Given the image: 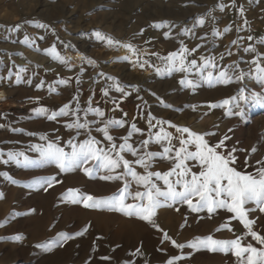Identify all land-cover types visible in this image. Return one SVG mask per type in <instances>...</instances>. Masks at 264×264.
I'll return each mask as SVG.
<instances>
[{
    "label": "rangeland",
    "instance_id": "obj_1",
    "mask_svg": "<svg viewBox=\"0 0 264 264\" xmlns=\"http://www.w3.org/2000/svg\"><path fill=\"white\" fill-rule=\"evenodd\" d=\"M222 4L226 6L223 10L220 9ZM240 8L244 10L243 15ZM198 17H204L205 24L194 27ZM164 21L172 27H151ZM36 23L46 27L37 28ZM17 25H20L19 30ZM225 28L231 30L225 32ZM185 29L190 31L181 34ZM94 31L121 43H131L140 51L133 56L127 49L108 47L92 36ZM166 32L170 33L168 38L164 36ZM214 32L219 35H213ZM25 35L34 41L31 46L20 43ZM249 35L252 41L247 40ZM233 40L238 41V45H233ZM261 41H264V0H235L234 6L233 0H0V151H22L38 162L30 167L0 163V172H6L17 181L12 184L0 176V193L4 196L0 199V224L4 225L0 227V264H166L173 256L183 257L177 264H236V258L230 253L180 250L170 241L161 243L164 232L177 243L184 244L197 236L234 239L244 235L243 226L238 220H229L231 214L225 210H219L209 219L206 212L192 213L186 205L179 206V211L174 207H162L155 216V223L162 230L157 231L146 222L119 212L86 209L80 204L65 202L62 195L68 189H78L82 193L106 197L116 192L121 183L101 180L99 176L104 172L92 177L82 169L61 173L54 163L42 161L40 153L31 146L57 142L70 152L68 140L73 137L78 141L87 139L86 131L81 130L78 135L75 129L65 126L71 122L70 117L50 121L40 114V109L45 108L50 114L59 111L65 103L71 102L74 106L73 97H78L84 108L91 98L94 107L106 112V118L135 122L145 136L148 113L197 133H215L206 137L213 144L228 136L227 146L238 149L235 153L237 169L255 172L256 162L264 160V107L251 101L243 103L244 118L241 119L227 116L228 106L209 109L207 105L230 99L242 87L246 89V96L250 93L264 95V85L250 78L210 85L190 75L188 78L195 79L198 86L189 89L179 83L183 74H157L149 65L163 67L158 56L178 51L183 43L195 49L189 60L194 58L200 62L202 56L214 57L218 69L236 63L247 72V61L254 58L255 53H247L244 49L251 44L264 55ZM53 44L61 55L70 58L67 66L45 54ZM76 52L95 61V66L86 60L77 62L73 58ZM125 56L130 59H123ZM130 61L139 63L134 65ZM144 61L148 63L140 67ZM20 68L26 71L18 73ZM107 77L118 81L129 95L121 96L111 91L109 97H104L102 90L113 83ZM61 79L69 83L62 85ZM41 81L43 87L38 88ZM50 86L56 91L49 92ZM113 98L119 105L115 111ZM161 100L172 107L165 108ZM88 119L94 117L89 115ZM96 127L92 125L91 135L103 142ZM111 134L119 142V137L127 131L116 129ZM41 136L48 140H41ZM141 138L137 134L133 142L138 143ZM253 147L257 151L249 155ZM151 150L157 151L158 146ZM169 166L168 162L160 161L152 170L166 171ZM137 171L143 170L138 168ZM51 177H56L60 183L47 191L36 183ZM249 218L256 220L254 230L264 234V213L257 210L250 213ZM225 223L232 228L231 232L227 229L216 231ZM85 226L87 232L63 247L51 252L35 247L56 238L58 233L75 235ZM18 234L23 237L21 241L9 239ZM245 242L255 245L251 237H246ZM137 249L140 250L138 254Z\"/></svg>",
    "mask_w": 264,
    "mask_h": 264
},
{
    "label": "snow or ice",
    "instance_id": "obj_2",
    "mask_svg": "<svg viewBox=\"0 0 264 264\" xmlns=\"http://www.w3.org/2000/svg\"><path fill=\"white\" fill-rule=\"evenodd\" d=\"M234 4L235 0H233V6ZM225 7L223 4L220 5L221 10ZM239 11L243 15V8H240ZM244 23L247 24V21L245 20ZM204 24L205 18L198 17L195 20L194 27L203 26ZM35 26L41 29L46 27L43 23H36ZM151 27L161 29L171 28L172 25L164 21L154 23ZM19 28L20 25H17L16 29L19 30ZM230 30V28L224 29L225 32ZM189 31V29H185L181 34H187ZM141 34H143V29ZM169 35L170 33H164L165 38H168ZM213 35H219V32H214ZM92 36L97 41L104 42L108 47L127 49L133 56H137L140 51L131 43H121L100 31H94ZM40 39H43V37L41 36ZM247 40L252 41L253 37L249 35ZM20 43L31 46L34 41H30L29 36L25 35ZM261 43L264 44V41H261ZM232 44L238 45V41L233 40ZM65 47L70 46L65 45ZM194 51L195 49H189L181 43L178 51L170 52L167 56H158L163 67L149 66L154 67L157 74L172 72L183 74V78L179 83L189 89L198 86L195 79L188 78L190 75L193 77L198 76L210 85L214 82L228 84L233 80L242 82L245 78H250L264 85V55L258 53L251 44L244 49L247 53H255L254 58L247 61L249 65L247 72L236 63L218 69L214 57L202 56L200 62L194 58L189 60V55ZM45 54L60 64L68 65L70 58L61 55L55 44L46 49ZM228 54L231 55L232 53L229 52ZM80 58L95 66V61L84 56ZM123 59L129 60L130 58L125 56ZM221 59H223V55ZM130 62L134 65L139 63V61ZM147 63V61H144L139 66L144 67V64ZM25 71V68H20L18 73ZM16 79L19 82V74H17ZM107 79L112 80L113 83L102 90L104 97H109L111 91L120 93L121 96L129 95L125 87L115 81L113 77H107ZM76 82L77 84L80 83L79 78ZM68 83L69 80H60L62 85ZM37 87H43V81ZM55 91V88L49 87V92ZM245 91L246 89L242 87L237 95L223 100L219 104H209L207 107L215 109L228 106L227 116L243 119V103L251 101L264 107V95L250 93L246 96ZM73 100L75 101L74 106L71 102L65 103L59 111L50 114L47 109L41 108L40 114L46 116L50 121H54L58 117H70L71 122L65 126L70 130L75 129L78 135L81 130L86 131L88 133L87 139L78 141L76 137H73V139L68 140L67 146L70 147V152H66L65 148L59 146L57 142H48L46 145H32V150L40 153L42 161L54 163L61 173L82 169L86 175L92 177L98 172H104V175L99 176L101 180L120 182L121 187L112 195L106 197L82 193L78 189H68L62 195V200L72 204H80L86 209L119 212L126 217L146 222L156 228L157 231L162 230L156 225L155 216L157 210L162 207H174L176 211H179V206L186 205L192 213L206 212L209 219L219 210H225L231 214L229 220H238L243 226V229L246 230L244 235L236 236L234 239H215L213 235L197 236L184 244L177 243L176 240L168 236L167 232H164L161 243L170 241L174 248L180 250L191 248L197 251L206 249L209 252H220L225 255L230 253L236 258V264H264V234L254 230L256 220L249 218L250 213L257 210L264 213V160L256 162L258 167L255 172L240 171L236 167L238 158L235 153L238 149L227 146L226 140L230 139L228 136L213 144L206 137L215 135V133H197L188 127L174 124L170 120L157 119L151 113L147 115L148 131L145 136L144 130L139 128L135 122L112 117L106 118V112L99 107H94L91 98L87 101V107L84 108H81L78 97H73ZM112 103L114 111L119 108L115 98L112 99ZM160 103L165 108L172 107L162 100ZM194 108L195 106H193V110ZM81 112L83 116L80 115ZM89 115L93 116L94 119L89 120ZM123 115L126 117L127 113ZM92 125H97L95 131L102 135L103 142L91 135ZM116 129H126L127 131L126 135L119 137V142L111 134ZM137 134L142 138L138 143H134L133 137ZM40 139L48 140L46 136H41ZM153 146H158V150L152 151ZM256 151L257 148L253 147L249 155ZM128 156L133 159H128ZM160 161L168 162L169 168L166 171H153L154 164ZM0 163L5 165L15 163L30 167L35 166L38 162L31 160L22 151H8L7 153L0 151ZM247 163L248 161L245 159V164ZM89 165L91 166L89 167ZM138 168L143 171H137ZM0 176H4L12 184H17V181L6 172H0ZM36 183L43 187L44 191H47L60 181L56 177H51ZM3 198V193H0V199ZM12 215L16 214L13 213ZM3 226V224H0V227ZM222 229L232 231L228 223L221 225L216 231L219 232ZM87 231L88 227L85 226L82 231L77 232L75 235L58 233L56 238L46 243L37 244L35 247L51 252L54 248L63 247L65 243L77 236H82ZM246 237H251V240L255 241V245H259V247L251 242H245ZM9 239L21 241L23 237L18 234ZM139 251L137 249V254ZM103 259H109V257H103ZM181 259H183L182 256H173L167 260L166 264H177Z\"/></svg>",
    "mask_w": 264,
    "mask_h": 264
},
{
    "label": "bare ground",
    "instance_id": "obj_3",
    "mask_svg": "<svg viewBox=\"0 0 264 264\" xmlns=\"http://www.w3.org/2000/svg\"><path fill=\"white\" fill-rule=\"evenodd\" d=\"M203 37V36H202ZM81 56H83L80 52H76L74 54V59L77 61V62H80L82 59L80 58Z\"/></svg>",
    "mask_w": 264,
    "mask_h": 264
}]
</instances>
